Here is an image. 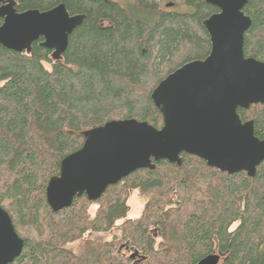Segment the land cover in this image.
I'll return each instance as SVG.
<instances>
[{
	"label": "trees",
	"instance_id": "trees-1",
	"mask_svg": "<svg viewBox=\"0 0 264 264\" xmlns=\"http://www.w3.org/2000/svg\"><path fill=\"white\" fill-rule=\"evenodd\" d=\"M14 1L18 10L64 2L69 13L85 16L58 59L41 38L29 52L0 44V205L23 239L9 264H195L213 252L218 264H264V159L249 176L181 152L180 164L153 160L154 168L130 172L95 200L82 194L53 211L45 197L48 179L80 148L85 129L130 117L161 127L151 92L168 73L208 54L202 20L217 8L203 0H178L186 8L173 11L164 0L128 7ZM243 10L251 18L244 54L264 61V0H247ZM237 112L264 137V102ZM131 190L145 198L135 218L128 216Z\"/></svg>",
	"mask_w": 264,
	"mask_h": 264
},
{
	"label": "water",
	"instance_id": "water-1",
	"mask_svg": "<svg viewBox=\"0 0 264 264\" xmlns=\"http://www.w3.org/2000/svg\"><path fill=\"white\" fill-rule=\"evenodd\" d=\"M203 1L217 8L202 20L210 50L204 58L174 69L153 88L151 98L162 115L161 127L130 117L85 129L80 148L63 156L59 172L47 181L45 197L51 210L69 206L82 194L95 200L130 172L154 168L153 160L180 164L181 152L227 173L255 174L264 159V137L254 134L253 119L242 120L237 112L238 107L264 102V61L243 50L244 32L251 24L243 10L247 0ZM84 16L69 13L64 2L44 10H18L14 0H0V44L29 52L42 38L39 44L58 59ZM22 247L23 239L0 205V264L11 263ZM219 260L221 255L213 252L195 264Z\"/></svg>",
	"mask_w": 264,
	"mask_h": 264
},
{
	"label": "rangeland",
	"instance_id": "rangeland-1",
	"mask_svg": "<svg viewBox=\"0 0 264 264\" xmlns=\"http://www.w3.org/2000/svg\"><path fill=\"white\" fill-rule=\"evenodd\" d=\"M115 1H117L118 3H120L124 7H128L132 0H115ZM171 2H174V3L169 5V3H171ZM163 3H167V6H164V7L166 9L172 10V11L173 10H183L186 8L184 6V4L179 3L178 0H164ZM127 203L129 205L128 216L135 218L141 213V211L144 207L145 198L137 190H131L129 193ZM96 206H97L96 204H91L89 206V210L91 213H94ZM110 235L111 234L104 233V237L108 238ZM79 242H80V240H76L75 242L70 244V246L75 247L77 245V243H79ZM118 247H120V245ZM219 263H221V260Z\"/></svg>",
	"mask_w": 264,
	"mask_h": 264
},
{
	"label": "flooded vegetation",
	"instance_id": "flooded-vegetation-1",
	"mask_svg": "<svg viewBox=\"0 0 264 264\" xmlns=\"http://www.w3.org/2000/svg\"><path fill=\"white\" fill-rule=\"evenodd\" d=\"M207 32V31H206ZM208 34V33H207ZM41 40H42V38H41ZM180 157H181V153H180Z\"/></svg>",
	"mask_w": 264,
	"mask_h": 264
}]
</instances>
